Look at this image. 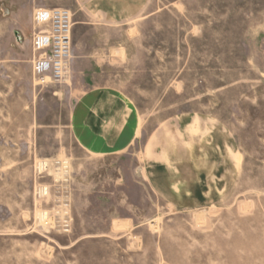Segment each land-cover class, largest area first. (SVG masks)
Wrapping results in <instances>:
<instances>
[{
  "label": "rangeland",
  "instance_id": "rangeland-1",
  "mask_svg": "<svg viewBox=\"0 0 264 264\" xmlns=\"http://www.w3.org/2000/svg\"><path fill=\"white\" fill-rule=\"evenodd\" d=\"M157 3L128 31L77 0H0V264H264V0ZM54 8L73 15L70 72L37 85L33 16ZM98 89L135 109L126 150L95 154L76 136L75 104ZM193 114L220 122L236 167L204 206L175 209L144 150Z\"/></svg>",
  "mask_w": 264,
  "mask_h": 264
},
{
  "label": "crops",
  "instance_id": "crops-1",
  "mask_svg": "<svg viewBox=\"0 0 264 264\" xmlns=\"http://www.w3.org/2000/svg\"><path fill=\"white\" fill-rule=\"evenodd\" d=\"M157 2L160 0H77V10L98 25H128V31H133L138 30L133 24L162 10ZM135 113L132 104L114 91H89L74 107L76 136L95 154L126 150L140 128ZM224 135L220 122L196 114L157 126L144 150L146 177L153 192L175 209L201 208L208 203L213 193L222 191L226 167H236Z\"/></svg>",
  "mask_w": 264,
  "mask_h": 264
},
{
  "label": "built area",
  "instance_id": "built-area-1",
  "mask_svg": "<svg viewBox=\"0 0 264 264\" xmlns=\"http://www.w3.org/2000/svg\"><path fill=\"white\" fill-rule=\"evenodd\" d=\"M31 72L37 85L64 83L71 64L72 15L62 8L39 9L33 16Z\"/></svg>",
  "mask_w": 264,
  "mask_h": 264
},
{
  "label": "bare ground",
  "instance_id": "bare-ground-1",
  "mask_svg": "<svg viewBox=\"0 0 264 264\" xmlns=\"http://www.w3.org/2000/svg\"><path fill=\"white\" fill-rule=\"evenodd\" d=\"M198 222V221H197Z\"/></svg>",
  "mask_w": 264,
  "mask_h": 264
}]
</instances>
